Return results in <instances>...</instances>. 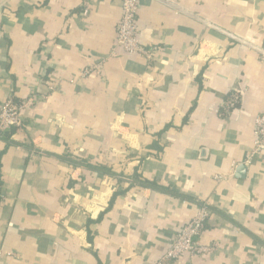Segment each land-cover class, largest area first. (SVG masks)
Listing matches in <instances>:
<instances>
[{"label": "crops", "instance_id": "obj_1", "mask_svg": "<svg viewBox=\"0 0 264 264\" xmlns=\"http://www.w3.org/2000/svg\"><path fill=\"white\" fill-rule=\"evenodd\" d=\"M122 1L0 0V105L40 98L0 137V264H159L204 204L201 242L219 250L165 264H264V0H140L151 59L112 55ZM136 171L159 188L115 197Z\"/></svg>", "mask_w": 264, "mask_h": 264}, {"label": "built area", "instance_id": "obj_2", "mask_svg": "<svg viewBox=\"0 0 264 264\" xmlns=\"http://www.w3.org/2000/svg\"><path fill=\"white\" fill-rule=\"evenodd\" d=\"M139 10L140 0L122 1V18L118 27L116 43L112 49V55L115 56L121 52L131 57L152 58L154 49L145 48L139 40ZM101 65L90 66L83 72V77L85 78L92 73L100 74L102 71ZM39 101L40 98L38 96L32 95L18 103L14 99V94L11 93L8 99L0 105V137L12 131L21 130L24 124L23 113L35 108ZM240 101L241 97L238 96V93L231 95L226 104L227 109L235 108ZM254 123L255 150L253 156L264 152V112L257 116ZM246 163L249 164L250 159ZM210 214L211 208L209 204L202 205L197 215L178 230L159 264L177 262L185 255L195 258L216 253L219 250L217 243L204 245L201 242L204 226ZM13 255L12 252H0L1 257H11Z\"/></svg>", "mask_w": 264, "mask_h": 264}, {"label": "trees", "instance_id": "obj_3", "mask_svg": "<svg viewBox=\"0 0 264 264\" xmlns=\"http://www.w3.org/2000/svg\"><path fill=\"white\" fill-rule=\"evenodd\" d=\"M15 101L18 102V103H21L23 100L22 101H17L15 99ZM14 133H15V131H12L10 133H7V136H5L8 145L12 143L11 142V138L13 137ZM161 135H162V133L158 135V140H156L155 142L153 141L150 145H148L145 148V150L142 152V154L135 155V156H138L137 160L140 163H143L147 158H149L152 155V152H155L156 155L158 153H161V151L164 148L163 143L161 141ZM132 156H134V155L132 154ZM130 158H132V157H130ZM68 159H70V161H72V163H74V164H81V163L86 164L87 167H89L90 169H93L95 172L100 174V176L107 175V174L114 175L113 174L114 172H113L112 168H108L106 166L99 165V164H93V163L87 162L84 159H81L79 157H69ZM120 175L121 176H116V178H117V186H116L115 197L119 196V195H122L127 190H129V188L124 189V183L126 181L138 182L139 184H141L144 187L149 186V187H151L153 189L154 188H159L158 185L154 184V181L143 179L142 178L143 176L141 174H138L137 171H136V174H133V175H123V174H120ZM2 195H3V182H2V176L0 174V200H1ZM98 222H99V220L94 221V220L88 218L86 220L85 224H84V227L86 228V230L88 232L90 240H92V236H93V234L95 232V227L98 224ZM206 224H207V222L205 223L204 230H205Z\"/></svg>", "mask_w": 264, "mask_h": 264}, {"label": "water", "instance_id": "obj_4", "mask_svg": "<svg viewBox=\"0 0 264 264\" xmlns=\"http://www.w3.org/2000/svg\"><path fill=\"white\" fill-rule=\"evenodd\" d=\"M240 169H243V168H240Z\"/></svg>", "mask_w": 264, "mask_h": 264}]
</instances>
